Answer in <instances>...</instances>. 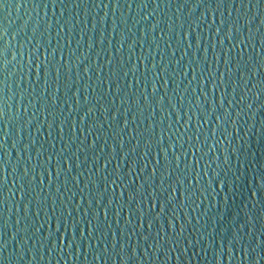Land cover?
<instances>
[{
	"label": "snow or ice",
	"instance_id": "1",
	"mask_svg": "<svg viewBox=\"0 0 264 264\" xmlns=\"http://www.w3.org/2000/svg\"><path fill=\"white\" fill-rule=\"evenodd\" d=\"M10 2L11 0H0V4L5 7ZM174 2L177 7L174 12H171ZM56 3L60 4L64 11V15L60 19L49 24L47 12L44 13L43 22L39 19V12H36L34 17L35 26L32 30V39L36 40L37 36L40 37L39 43L43 47L42 60L36 53L32 52L31 48L24 52L25 45L23 43L19 45L18 51H12V59L9 60L11 40L5 43L9 32L5 28L3 29L4 35H0V71L7 73L12 61L17 60V55L21 60L19 65L21 69L24 67L23 57L26 56L30 65L29 76L34 74L33 69L39 68L37 81H28L30 89L28 104L27 106L22 104V111L20 112L15 111V103L9 104L8 101L9 99L15 101L17 90L19 93L25 91L22 87L24 83L23 72H21L16 90L12 88L11 96H9L7 76L5 75V78L0 80V132H3L4 135V138L0 139V167L6 164L12 166L20 180L19 186L6 197H3L5 186L0 185V197H3L0 199V257H3L7 250L8 239H11L16 245L11 251L9 264H12L13 260L19 261V264H24L29 253H31L32 259L37 261V264H40L41 261H48V264H51L49 257H54L57 254H60L59 260H64L67 256L79 259L77 251H83L86 241L93 259H99L104 264H109L113 257L119 261V264H137V261L149 264L153 260V253H157L158 256L173 250L179 253L181 252L180 241L175 237L169 239L168 218L164 216L172 204V200L169 198L174 190V177L168 167L161 166L160 159H157L149 169L153 149H155L157 157L162 156L163 160L167 161L170 166H174L176 170H179L180 163L184 164V171L187 172V155L189 153H182L178 156L177 141L182 136H186L190 130L191 115L188 116L186 122L188 126L184 128V132L181 133L179 129L182 127L181 121L184 120L185 108H188L189 113L193 108L197 110L199 113L198 124H202L205 120L208 115L209 84H213L211 93L213 104H215L216 89L221 88L222 85H227L224 87L220 103L212 109L211 117L213 124L220 121L217 124V129L221 137L226 136L228 125L234 123L233 118L235 117L237 122H243L244 125H247L249 120H256V123L260 124L262 138H264V71L261 70L264 69V0H140L139 3L137 0H131V3L129 0H107V2L98 0V3L97 0H48V3L41 0L40 4L35 7L46 8L49 4L54 5ZM69 3L72 4L71 11L68 9ZM85 4L88 5V13H86L88 19L87 21H79L81 32H84L83 25L85 23L91 25L90 30L94 34L98 30L106 32V27H102V25L107 23L109 11H103V15L96 12L95 15L91 16V19H89V12L97 6L103 10L107 8L111 10V17L119 14L118 19L113 21L116 25L113 32L116 33L119 26L124 25L123 39L119 40L120 49L117 51L123 49L126 44L129 47L127 60L118 58L115 65H113L112 60L107 61L112 67L109 68L107 76L97 77L98 82L95 87L91 83L92 76L87 77L90 98L84 94V86L81 83L84 77H81V72L87 68V71L92 72V75L95 76V72L90 66L92 53H95L97 57L99 56L96 53L95 35L88 37L87 33H84L80 37L83 40V45L77 41L75 50H71V42L69 41L65 45L70 49L67 63H65L63 49L59 46V40L55 48L52 47L50 40L44 43L45 33L50 34L49 30L52 27L57 29L58 36L61 28L68 32L75 29L77 27L76 18L80 15V12L76 10L79 9L84 12ZM133 4L140 8V19L133 24V27L136 28L135 32L128 27L132 17L129 16L128 19H124V10L131 8ZM153 4H155V8L148 11ZM161 4L165 6V12L157 19V10L160 9ZM113 6L116 8V12L112 11ZM201 8L204 9V12L199 11L197 14V10ZM145 10H147L146 14H142L145 13ZM168 12H171L170 16ZM209 12L212 13L211 24L216 25L215 29L209 25ZM217 13L221 17L219 20L216 19ZM162 24L163 27H161ZM193 24L197 30L202 26H207L208 31L215 35V45L211 43L212 36H209V43L205 48L203 46V33L194 32ZM141 27L144 29L145 41H147L150 33L154 35L157 30L162 34H168L169 39L164 41L165 52L170 49L175 50L171 51V56L167 59L166 64L165 56L158 52L159 63L154 62L151 53H149L148 56L137 57L134 66L135 71L133 66H130L131 51L133 45H139ZM177 36H179L178 40ZM186 36L190 39L185 44ZM198 37L201 40V46H197ZM158 39H163V35ZM257 40L261 50L259 56L256 55L257 43L255 41ZM110 42L106 35L101 40V44ZM181 45L184 47L181 48ZM225 46L227 53H225ZM32 47L36 48L37 53H39L40 48L36 44H33ZM81 47L86 49V54L83 55L82 59L77 55ZM156 47L159 48V44ZM217 48L220 51L219 57H215ZM191 49L196 50V59L192 58ZM234 49H238L240 60L235 72L238 83L235 88H232L233 93H236L239 81L243 80L240 75L241 68L250 79L249 83L244 86V90L238 95H233L232 100L229 101L228 87H231L233 62L231 54ZM245 49L251 50L247 58L243 56ZM177 51L183 52V55L175 60L176 67L173 68L172 58L176 57ZM209 51L213 53L215 60L224 65L225 71L221 74L219 65L214 60L215 73H209L204 78V86L200 87L199 80L203 77L204 72L208 71L206 58L203 61L204 68L200 75L193 76V73L196 72L199 54ZM225 55H227V59L224 58ZM185 56L189 57L188 71H185L183 63ZM141 59L147 60L151 64V69L145 65L144 74L139 80L140 86H134V90L129 92L127 77L131 74L133 79H136ZM38 60L39 63H37ZM86 61L88 63H85ZM97 67L103 71L99 59H97ZM252 67L257 68V80L255 81L251 79ZM126 68L127 71H125ZM152 69H155L152 72L155 84L149 91L147 75ZM177 75L181 77L179 84L176 81ZM221 75L224 79H220ZM105 79L109 82L107 90L104 89ZM193 79L197 81L199 102L196 96L189 95ZM41 80L42 93L40 90ZM121 80H124L123 85L120 83ZM165 80L175 85L171 89L175 103H173V97H169L166 92L162 93L161 88L157 86L163 85ZM214 81L219 82L213 83ZM185 84L187 87L180 88L181 85ZM113 87L116 88L115 92H113ZM253 89L256 90L253 91ZM181 91L184 95H181ZM33 100L36 101L35 104H33ZM117 100H119V106H117ZM157 103L160 104L159 112L166 113L163 120H157L151 115L152 113H155L156 116L159 115L156 108ZM133 104H135V111H133ZM225 108L228 110L225 111ZM69 109L71 110L69 111ZM41 110L46 114L45 124L41 125V128H47L46 138H51L53 133H56V138L61 143L59 150H57L54 142L45 148L44 143L31 139V128L36 127L39 123L38 118L33 122L32 117ZM146 111L150 114L145 115ZM66 112L68 113L67 116L65 115ZM25 113H27V118H25ZM177 113L181 115L177 117ZM73 116L76 118L75 122L72 120ZM169 117L173 118V123L166 125L165 122ZM257 117L259 118L257 119ZM149 120L152 122L148 123ZM105 121H107V129H105ZM4 124L9 126L10 131H3ZM25 124L28 125L29 140L27 143H25L23 135ZM158 125L161 129L159 135L156 131ZM129 126L132 129L131 134L128 131ZM255 126V124L252 125L253 128ZM17 127L21 133L19 140L15 139ZM73 128L76 130L75 138H73ZM66 129L67 138L64 135ZM39 131L40 128H37V132ZM106 131L108 136L105 139L104 132ZM81 132L87 133L83 139L80 138ZM165 132L169 133L167 140L165 139ZM201 135L202 133L189 136L185 143L190 144L191 148L195 149L196 144L193 141L200 140ZM236 135L239 136L240 132L237 131ZM90 137L92 138L91 143L88 142ZM10 139L11 147L15 151L16 163L14 165H12V157L5 159L7 152L4 146L9 145ZM109 140L112 141L111 151H107ZM101 141L103 142L102 148L100 147ZM201 143L203 147L207 148V153H204L200 159L203 160L204 155L208 156V161L202 167L215 172V178L211 179L204 191L213 188V185L217 183L222 186V190L226 186L228 188L230 184L236 186L242 176L238 174L239 167L234 173L232 171L231 157L234 154L233 151L230 148L227 149V155L223 156L222 160L221 156H217L216 161L219 163H216L210 155L212 148L208 147L207 140L205 139ZM232 143V140L228 141L229 145ZM142 146L144 157L141 165L140 149ZM183 147L184 145L179 146L180 149ZM37 148L40 150L37 151ZM235 151L243 155V145ZM33 152L37 158L36 165L31 164ZM89 152L92 154L93 167L86 170ZM98 152L100 153L99 157H97ZM191 154L195 156L194 152ZM82 155L83 159H81ZM133 156L136 157L135 160H133ZM41 157H44L43 162H41ZM121 159L125 164L123 170H121L119 163ZM53 160H55L54 169L49 167ZM78 161L80 162L79 165ZM177 161L180 163H176ZM214 163H216V167L211 168ZM240 163L241 161L237 157V165ZM133 165L136 166L135 170H133ZM247 165L248 163L245 162V167ZM5 171H7L6 168ZM98 171L101 172L99 176H97ZM229 173L232 175L230 176ZM49 175L53 177L52 181H49ZM137 178L141 181L139 186H137ZM253 179L259 180V188L256 190L261 194L262 202H264V171H261L258 177L254 176ZM165 183L168 184L167 188L164 187ZM175 183L177 185L175 190L178 191L180 181L176 180ZM185 183H187V176H185ZM13 184H15V180ZM94 185L96 187H93ZM109 185L112 186L111 192H109ZM46 187L47 193L45 192ZM54 187L55 191H52ZM149 188L153 189L152 193L148 192ZM118 189L120 190L119 197L123 199V203L116 202L118 201ZM17 192L23 193L20 200H16ZM185 192H190V188H186ZM232 195L233 193H227L225 196L221 219H218L216 223H212L210 219L204 220L203 224L200 225V235L207 236L212 247L215 246L217 227L222 222L229 207L228 198ZM77 197L80 198L79 204L76 203ZM187 198L191 199V196L189 195ZM145 200L148 202L147 210H145ZM9 201L11 208H9ZM125 206H127L128 219L121 228L120 221L116 219V216L123 215ZM101 209H103L102 212ZM5 211H12L15 217L11 233L6 231L7 223L3 220ZM77 214H80L79 221H77ZM110 215L113 217L111 220L109 219ZM162 216H164L163 224L157 227L153 234L151 229ZM37 218H41L43 223L41 224ZM172 219L174 220V216ZM133 220L136 223H133ZM237 221L238 217H233V223H237ZM254 221L255 217L252 219L245 218L237 224L229 238L230 248L236 250L239 246V250L248 257L249 264H264V225L259 231L261 239L257 242L255 232L249 231L255 226ZM45 224L49 225L47 236L44 234ZM161 227L164 229L163 239L161 238ZM70 228L73 231L69 234ZM179 235H183L182 230ZM133 237L136 238L135 243H133ZM62 238L63 244H61ZM93 239L99 240L102 247H93ZM185 243L187 244V241ZM195 243L203 245L204 241L197 238ZM220 247L223 248L224 245ZM149 249H151V254ZM226 254L227 251L220 253L221 257ZM59 260L57 264H59ZM0 264H3V260H0ZM29 264H31L30 261Z\"/></svg>",
	"mask_w": 264,
	"mask_h": 264
},
{
	"label": "water",
	"instance_id": "2",
	"mask_svg": "<svg viewBox=\"0 0 264 264\" xmlns=\"http://www.w3.org/2000/svg\"><path fill=\"white\" fill-rule=\"evenodd\" d=\"M41 0H11V2L8 4L7 7H5L3 4H0V35H4L3 29H7L9 32V36L6 37L5 43L8 42V40H11V50L9 52L8 59H12V51H18L19 45L23 43L25 45L23 51L27 52L28 48H31L33 53H36L40 60L43 59V47L40 46L39 39L40 37L37 36L36 40L32 39V30L35 26L34 17L36 16V12H39V19L41 22L45 19L44 13L47 12L48 16V23L52 24L55 20L60 19L64 15V11L62 10L60 4L56 3L54 5L49 4L48 7H35L36 5H39ZM107 2V0H105ZM131 3V0H129ZM140 0H137V3H139ZM44 3H48V0H44ZM98 3V0H97ZM35 7V11H34ZM176 3L174 2L172 4L171 12H174L176 10ZM214 7V5H213ZM239 7V5H237ZM155 8V4L152 5V8H149L148 11H151ZM69 11L72 10V4H68ZM77 12H80V15L76 18L77 27L73 29L71 32H68L67 30L61 28L59 32V36L57 35V29L55 27H52L49 32L45 33V41L44 43H47L48 40L51 41V45L53 48L57 46V41L59 40V46L61 49H63L64 57H65V63L68 61V57L70 55V49L65 47V45L70 41L71 42V50H75L77 47V41L80 42L81 45H83V40L80 39L81 36L84 35V33H87L88 37H93L95 35L96 39V53H92V59H91V68L93 69V72H95V76L92 75V72L87 71V68L83 72H81V77H84V79L81 81L84 86V94L86 97L90 98L89 92L90 90L87 88V77L92 76L91 83L93 87L97 84V77H104L107 76L109 72V68L112 67V65L108 64V60L113 61V65L117 62V59L120 58L122 60H127L129 57V47L126 44L125 47L119 51L120 45L119 40L123 39L122 33L124 29V25L121 24L119 28L117 29V32H113V28L116 27V25L113 23L114 20L118 19L117 16L111 17V10H108L107 8L99 9L97 6L96 8H92L89 12V19H91L92 15H95L96 12H99L100 15H103L104 12L109 11V17L107 18V23L105 25H102V27H106V32H100L99 30L97 33H93L91 29V25L85 23L83 25L84 32L80 31L81 25L79 24L80 20L87 21L88 16L86 13H88V5H84V12L83 10H76ZM113 12H116L115 6H113L112 9ZM142 13V14H146ZM199 11L201 13L204 12V9L201 8L200 10H197V14H199ZM223 11V9H221ZM255 11V10H254ZM165 12V6L161 4L160 9L157 10V19L160 18V16ZM171 12H168V15H171ZM140 8L136 6V4H133V6L127 10H124V19H128L129 16L132 17V19L129 20L128 27L132 28V31L135 32L136 28L133 27V24L140 19L139 17ZM221 17L219 13L216 14V19L219 20ZM212 21V13H208V22L209 25L215 29L216 25L211 24ZM243 23V21H242ZM164 25L162 24L161 27ZM193 31L194 32H202L203 33V46L206 48L209 43V36H212L211 43L215 45V35L214 33H210L208 31L207 26H202L199 30L196 29L195 24H193ZM27 32V34H25ZM177 32H179V29H177ZM19 33V35H17ZM107 36L110 43L101 44V40L104 39V36ZM163 35V39H158ZM139 45H133V50L131 51V65L133 66V70L135 71V64L137 61V57H145L148 56L149 53H151V56L153 57V61L156 63H159V59L157 56V53L165 56V64L167 63V59L171 56V51H174L175 49H170L168 52H165L164 47V41L169 39V36L167 33H161L159 30L156 31V33L149 34L147 41L144 40V29L143 27L140 28L139 33ZM87 39V37H85ZM135 39V37H133ZM179 39V36H177V40ZM188 39L190 37H185V44L187 43ZM243 39V37H241ZM131 43V42H129ZM197 46H201V40L198 37ZM257 43L256 47V55H260V47L258 40L255 41ZM36 44L37 47L40 48L39 53H37V49L33 48L32 45ZM159 44V48L156 47V45ZM184 45H181V48H183ZM192 52V58H197V53L195 49L190 50ZM225 53H227V47L225 46ZM251 53L250 49H245L243 56L247 58ZM86 54V49L84 47L80 48L79 53L77 54L80 59L83 58V55ZM183 55V52L177 51L176 57L173 59L172 67H176L175 60L179 59V57ZM220 51L217 48L215 50V57H219ZM232 79H231V87H228V100L231 101L233 98V95H238L240 92L244 90V86L249 83L250 77L245 73L243 68H241L240 75L243 77L242 81H239V87L236 89V93H233L232 88H235L238 83V78L235 75V72L238 67V62L240 60V56L238 55V49H234L232 51ZM215 57L212 52H203L199 54V62L196 66V72L193 73V76H199L202 69L204 68V59L206 58L208 61V71H205L203 74V77L200 78L199 84L200 87L204 86V78L209 75V73H215V67H213ZM227 59V55L224 57ZM97 59H99L100 64L103 67V71L99 67H97ZM24 60V67L21 69L19 67L21 60L19 55H17V60L12 61V63L9 65V70L7 73H4L0 71V80L5 78V75L7 76L8 85H9V96L12 95V88L16 90V85L20 81L21 72H23V79L24 83L22 87L25 89L23 93H19L17 90V93L15 95V101L12 99H9L8 103L12 104L15 103L16 108L15 111L20 112L22 111V104L27 106L28 104V95H29V84L28 81L31 80L33 82L37 81V76L39 75V68L33 69L34 74L32 76L28 75V69L30 67L29 62L25 57H23ZM78 62V60H77ZM39 63V60L37 61ZM85 63H88L86 61ZM185 71H188V63H189V57L185 56L183 60ZM215 63L219 65L220 73L223 74L225 71L224 65L222 63H219L218 60H215ZM145 65H148V67L151 69V64L147 60L141 59L139 71L136 73V79H133V76L130 74L127 77V84H128V91L131 92L134 90L135 87H139V80L143 76L145 71ZM264 71V69H261ZM127 71V68L125 69ZM155 69H152L149 71L147 75L148 80V90L151 91L153 85L155 84V81L152 78V72H154ZM257 68L252 67V73H251V79L253 81L257 80L256 76ZM78 80L80 78H77ZM181 77L179 75L176 76L177 84H179ZM189 79H191V76H189ZM220 79H224L223 75H221ZM219 81H214L213 83H218ZM121 85L124 84V80L120 81ZM187 83V81H185ZM108 80H104V89L107 90L108 88ZM161 88V92H166L169 97H173L171 89L175 87V85L171 84L169 81L165 80L163 85H157ZM187 87V85H181L180 88ZM224 87H227V85H222L221 88H217L215 92V104H213V98H212V88L213 84H209V96H208V115L205 118V120L202 122V124H198L199 120V113H197V110L193 108L191 112L189 113L188 108H185V114H184V120L181 121L182 127L179 129L181 133L184 132V128L188 125L186 124L188 120V116L191 115V127L188 131L186 136H182L177 141V155H181L182 153H189L187 155V172L185 173L184 168L185 165L180 163V161H177L176 163H180L179 170H176L174 166H170L167 161L163 160V157H157L155 149H153L152 157L149 162V169H151L152 165L155 163L157 159H160L161 166L168 167L169 171L172 172L174 180H173V191L171 193V197L169 199L172 200L171 206L166 210L164 213V216L168 218V226H167V232L169 235V239H172L175 237L176 239H179L180 241V249L181 252H176L175 250L171 251L170 253H165L164 255H157V253H153V260L149 262V264H249L248 257L244 254V252L239 250V246H237L236 250H232L230 248V237L232 234V231L235 227H237V224L239 222H242L245 218L252 219L255 217L254 224L255 226L253 228H250V232H255L257 237V242L261 239L259 236V231L262 230V225H264V202H262L261 194L256 190L259 188V180H254L253 177H258L259 173L261 171H264V138H262L261 134V128L260 124L256 123V120H249L247 125H244L243 122H237L236 118L234 117V123L228 125V132L226 136L221 137L220 132L217 129V124L220 123V121H217L216 124H213L211 122L212 117V109L215 107V105H218L220 103V99L223 95ZM41 93L43 92L42 87V80H41ZM179 90V89H178ZM256 89H253L255 91ZM116 91V88L113 87V92ZM141 91H143V88H141ZM197 81L193 79L191 90L189 95L196 96L197 101H200L199 95H197ZM62 95V93H61ZM181 95H184V93L181 91ZM36 101L33 100V104H35ZM173 103H175V98L173 97ZM63 106V105H61ZM117 106H119V100H117ZM157 112H159L160 104L157 103L156 105ZM34 110V109H33ZM71 109H69L70 111ZM228 109L225 108V111ZM11 111V110H10ZM103 111V109H101ZM133 111H135V104H133ZM67 112L65 115L67 116ZM147 111L145 112V115H149ZM45 113L43 110L36 113V116L32 117L33 122H35L38 118L39 123L36 125V127L31 128V139L38 140L42 143H44L45 148H48L50 143L54 142L56 144L57 150L61 147L60 141L56 138V133H53V136L51 138H46V131L47 128H41V125L45 124ZM95 115V114H94ZM153 118L157 120H163L166 113L165 112H159V115L156 116L155 113L151 114ZM181 114L177 113V117H179ZM25 118H27V113H25ZM259 117H257L258 119ZM75 116L72 117L73 122H75ZM152 121L149 120L148 123H151ZM105 123V129H107V121ZM167 124L173 123V118L169 117L168 120L165 122ZM255 124V128L252 127V125ZM37 128H40V131L37 132ZM3 131L8 132L10 131L9 126L7 124L3 125ZM110 131V130H109ZM129 134H131L132 129L131 126H129ZM157 135L160 134V126L158 125L156 128ZM239 131L240 135L237 136L236 132ZM75 128H73V138H75ZM202 133L200 136V140L193 141V143L196 144V148L192 149L190 144H186L185 140L194 134ZM20 130L19 127H17L16 135L13 132V135H15V139L19 140L20 138ZM87 133L81 132L80 138L83 139L84 135ZM24 139L25 143L28 142V125L25 124V130H24ZM65 138H67V129L65 130ZM169 135L168 132H165V139L167 140V136ZM108 136V132H104V138L106 139ZM242 137V138H241ZM4 135L3 132H0V139H3ZM175 139V136L173 137ZM207 140V145L209 148H212V151L210 153L212 160L216 161L217 156H221V160L223 159V156L227 155V149H231L233 151V156L231 157V164H232V171L233 173L236 171V168L239 167V175L242 176V179L237 182L236 186H232L231 184L227 188L225 187L224 190H222V186L217 183L213 185V188H208V190L205 192L204 189L207 187V184L211 181V179L215 178V172L211 171L209 168L202 167V165L205 164V162L208 161V156L204 155L203 160L200 159V157L207 153V148L203 147L202 141ZM232 140L233 143L231 145L228 144V141ZM89 143L92 142V138H89ZM218 142V143H217ZM109 148L107 151H111V144L112 141L109 140ZM184 145L183 149H180L179 146ZM241 145H243V152L244 154L241 155L240 153L236 152L235 150L239 148ZM7 152V156L5 159H9L12 157V165L16 163L15 158V151L11 147V139L9 140V145L4 146ZM100 147H103V142H100ZM40 149L37 148V151ZM195 153V156H193L191 153ZM100 153H97V157H99ZM140 155H141V165L143 164V157H144V151L143 146L140 149ZM237 157H239L241 163L237 165ZM41 162H43L44 157H41ZM81 159H83V155L81 156ZM136 157L133 156V160H135ZM88 164L87 169L90 170L93 167L92 163V154L88 153ZM37 158L36 154L32 153V160L31 164L36 165ZM245 162L248 163L247 167H245ZM79 165V161L77 162ZM120 168L123 170L125 168V164L123 159H121ZM216 163H219V161H216ZM216 163L211 165V168L216 167ZM50 168H55V160L52 161V164L49 166ZM133 170H135V165L132 166ZM5 168L7 171H5ZM37 172H39V169H37ZM101 175V172H97V176ZM231 176L232 173H229ZM185 176H187V183H185ZM195 176V179L193 177ZM83 178V177H82ZM49 181H52L53 177L49 175L48 177ZM63 180V178H61ZM15 180V184H13V181ZM176 180L180 181L179 190H175L177 188V185L175 183ZM141 181L139 178H137V186ZM20 184V180L17 178V175L10 165H4L3 167H0V185L5 186L3 188V197H6L10 195L11 191H14L16 187H18ZM194 185V187H193ZM71 187V185H70ZM93 187H96L94 185ZM165 188L168 187V184L165 183ZM112 186L109 185V192H111ZM190 188V192L186 193L185 189ZM52 191H55V187L52 189ZM119 189L117 190V197L119 203H123V199L119 197ZM45 192H48L47 187L45 188ZM149 193L153 192L152 188L148 189ZM194 193V195H193ZM227 193H233L232 197L228 198L229 207L227 211L224 214V218L222 222L219 223L216 231V239H215V246H211V242L208 240L207 236H201L200 235V225L203 224L204 220L210 219L212 223H216L218 219H221L222 213L224 211V203H225V196ZM23 195L22 192H17L16 200H20V197ZM191 196V199H188V196ZM3 197H0L2 199ZM76 203H80V198L77 197ZM115 203V202H114ZM147 200L144 201L145 210H147ZM138 206V205H137ZM111 207V205H109ZM9 208H11V202L9 201ZM47 211V209H46ZM101 212L103 209L100 210ZM164 216L161 217L159 221H157V224L151 229L153 234L155 233L157 227H160L161 224H163ZM174 216V220L172 217ZM233 217H238L237 223H233ZM113 217L110 215L109 219L111 220ZM15 217L13 216L12 211H5L3 213V220L7 223V233H11L13 231V220ZM116 219L120 221V227L123 228L124 223L128 219L127 214V206H125L124 212L122 216H116ZM39 222L42 224L43 220L41 218H37ZM80 220V214H77V221ZM133 223H136L135 220H133ZM83 227V225H81ZM49 225L45 224V236L48 235L47 228ZM54 230V229H53ZM183 231V235L180 236L179 232ZM73 231V229H69V234ZM140 231H143V229H140ZM161 238L164 237V229L161 227ZM97 235H99L97 233ZM105 235H107V232H105ZM223 235V238L221 236ZM199 238L204 241L203 245L199 243H195L194 241ZM135 237H133V243H135ZM187 241V244L185 243ZM31 243V242H30ZM64 243L63 238L61 239V244ZM93 247L101 246L99 240L93 239L92 240ZM224 245L223 248L220 246ZM171 246V245H169ZM16 247L15 242H13L11 239H8L7 241V250L4 253L3 257H0V260H3V264H9V258L11 251ZM203 249V250H202ZM66 251H68L66 249ZM151 254V249L148 250ZM227 251L226 255H223L221 257L220 253ZM59 255L57 254L54 257H49V260L51 264H57V261L59 260ZM215 255V259H214ZM77 257L79 259H74L72 256H67L64 260H59V264H104L103 261L99 259H93L90 250L88 248V242H85V247L83 251L81 250L77 251ZM86 257V258H85ZM29 261L31 264H37V261L32 259L31 253L26 256V260L24 264H29ZM12 264H19V261L13 260ZM40 264H48V261H41ZM109 264H119V261L113 257V260L109 262ZM137 264H144L142 261H137Z\"/></svg>",
	"mask_w": 264,
	"mask_h": 264
}]
</instances>
